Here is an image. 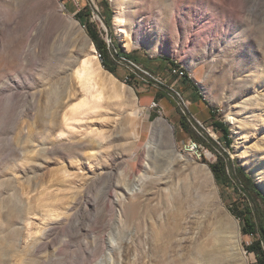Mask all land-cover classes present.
Instances as JSON below:
<instances>
[{
    "label": "rangeland",
    "instance_id": "rangeland-1",
    "mask_svg": "<svg viewBox=\"0 0 264 264\" xmlns=\"http://www.w3.org/2000/svg\"><path fill=\"white\" fill-rule=\"evenodd\" d=\"M120 1L0 0V264H257L245 246L258 234L242 235L229 209L247 206L264 229V202L247 200L237 170L264 195V0H128L127 35ZM80 10L109 44L105 92L119 94L94 119L111 136L94 164L85 136L56 138L62 113L49 112L80 87L73 72L93 44ZM160 118L171 142L147 155ZM218 157L234 165L229 183L209 168Z\"/></svg>",
    "mask_w": 264,
    "mask_h": 264
},
{
    "label": "bare ground",
    "instance_id": "bare-ground-1",
    "mask_svg": "<svg viewBox=\"0 0 264 264\" xmlns=\"http://www.w3.org/2000/svg\"><path fill=\"white\" fill-rule=\"evenodd\" d=\"M128 0L120 1L119 13L115 15L116 29L120 34L127 35L125 27L123 26V10L124 5ZM262 0H255L259 2ZM264 12V9H262ZM91 48L88 54L83 58L81 63L75 68L73 74L79 89H71V97L67 95L66 87L58 95L55 108H50L49 112L51 119L55 121L62 113L60 119L61 130L57 134L56 138H66L75 135L85 136L83 146L89 151L88 160L93 164L98 161H104L109 155L111 149V136L107 130L97 127L94 119L101 114V109L104 108V104L108 99L118 98L119 94L116 91H112L111 94L107 95L105 92L104 81L107 78L110 81L116 79L109 73L105 72L99 58L97 57V51L93 44H90ZM130 93V92H129ZM131 94V93H130ZM77 99L78 102H75ZM138 119V115L136 116ZM171 131L172 128L167 122L160 118L153 125V137L145 144L144 150L148 155L155 148H163L164 140L168 139L171 142ZM141 135L139 136V138ZM138 134L134 137V143L138 141ZM206 171V166H204ZM110 177V176H109ZM112 178V176H111ZM50 217H54V213L49 214ZM228 222L229 229L233 232L235 242L237 246L240 243L239 232L236 231L235 226Z\"/></svg>",
    "mask_w": 264,
    "mask_h": 264
},
{
    "label": "trees",
    "instance_id": "trees-1",
    "mask_svg": "<svg viewBox=\"0 0 264 264\" xmlns=\"http://www.w3.org/2000/svg\"><path fill=\"white\" fill-rule=\"evenodd\" d=\"M64 1V0H61ZM83 11L80 10L75 14V18L81 23V25L85 28L87 35L91 39L92 43L94 44L96 51L99 54V58L101 61V64L103 65L104 69L109 71L112 74H115L116 69L114 66L110 65L109 57H110V50H109V44H107L103 39L99 38V34L97 32H94L88 24L85 22H82V16ZM116 55L119 57V54L116 53ZM124 59L130 61V58L128 55L124 54L122 56ZM166 60V59H165ZM169 66L175 67V63L172 61L167 60ZM193 88L197 90L194 86ZM158 93H156L157 95ZM203 104L207 106V103L203 101ZM179 124L181 125L182 129L191 137L194 144L196 146L204 145V140L202 137H200L194 130L193 127H191L186 121L184 117H181L179 120ZM212 126L215 130V132L221 134V137L219 141L223 142L225 147L227 149L230 148L232 144L231 139V132L230 129L221 121H214L212 123ZM199 133H201V130L197 125L194 126ZM233 167L234 165L230 161L229 157H218V162L215 164L209 165V168L211 169L215 181L217 183H229L230 176L234 175L233 173ZM238 173L241 176L242 181L245 183H239L240 186L244 190V195L247 197L253 193L256 197L261 199L264 202V195H262L258 190L255 188L249 187L250 190L247 188V184L249 181V178L241 173L242 171L240 169H237ZM230 213L239 220L240 222V231L241 234L246 235H255L258 234L259 238L253 240L250 244L245 246V250L248 254H253L256 258L257 264H264V229L259 226V224H256V222L253 221L252 218V211H248V207L246 206L243 211H233L229 209Z\"/></svg>",
    "mask_w": 264,
    "mask_h": 264
},
{
    "label": "built area",
    "instance_id": "built-area-1",
    "mask_svg": "<svg viewBox=\"0 0 264 264\" xmlns=\"http://www.w3.org/2000/svg\"><path fill=\"white\" fill-rule=\"evenodd\" d=\"M79 10V9H78ZM151 109H159L160 107H159V105L158 104H156V103H151V107H150ZM183 113H185V112H183ZM194 144V143H193ZM194 147H196V145L194 144Z\"/></svg>",
    "mask_w": 264,
    "mask_h": 264
}]
</instances>
